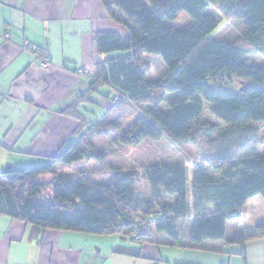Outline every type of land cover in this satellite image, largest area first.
Instances as JSON below:
<instances>
[{"label":"trees","instance_id":"obj_1","mask_svg":"<svg viewBox=\"0 0 264 264\" xmlns=\"http://www.w3.org/2000/svg\"><path fill=\"white\" fill-rule=\"evenodd\" d=\"M100 1L127 30L125 37L108 31L94 38L99 54L119 53L96 63L89 90L112 87L113 106L50 163L0 172V215L46 229L117 234L137 243L157 242L161 232L170 244L214 251L220 249L202 244L225 241L244 248L246 241L264 237L262 224L225 238L227 220L237 217L248 199H264V153L255 148L257 122H264V64H252L253 56L264 55V0H151L150 6L142 0ZM209 5L227 23L237 22L240 35L231 37L227 28L224 38H208L218 24L205 11ZM180 12L192 19L185 28L172 23ZM143 53L162 58L167 71L159 79H146L149 65ZM224 75L244 80L240 93L210 87L209 79ZM168 92L175 95L164 111L159 105ZM202 100L212 104L211 114L222 126L206 120ZM126 104L144 110L116 143L137 146L146 138H165L196 144L199 155L191 161L189 183L182 163L152 165L142 175L132 163L114 167L109 183L93 179L98 167L57 171L58 163L106 162L109 151L95 139L117 132ZM144 178L149 196L139 187ZM186 219L191 221L183 241Z\"/></svg>","mask_w":264,"mask_h":264},{"label":"crops","instance_id":"obj_2","mask_svg":"<svg viewBox=\"0 0 264 264\" xmlns=\"http://www.w3.org/2000/svg\"><path fill=\"white\" fill-rule=\"evenodd\" d=\"M108 31L127 35L100 0H0L2 171L50 163L110 111L112 87L89 91L96 63L119 54L96 50L95 34ZM26 42L49 55L48 69L39 67ZM76 67L89 68L90 75H77ZM93 161L58 163L55 168L75 173L84 162ZM242 216L246 218L238 222ZM262 224L264 199L254 196L237 217L227 220L225 238ZM188 226L185 223V235ZM156 237L158 243H137L117 234L46 229L0 215V264H264V237L246 241L244 248L225 241L202 244L220 249L216 251L170 244L161 232Z\"/></svg>","mask_w":264,"mask_h":264},{"label":"rangeland","instance_id":"obj_3","mask_svg":"<svg viewBox=\"0 0 264 264\" xmlns=\"http://www.w3.org/2000/svg\"><path fill=\"white\" fill-rule=\"evenodd\" d=\"M142 1H144L148 6H150L151 0H142ZM205 11L214 14L218 18L217 27L208 35V38H224L225 37L224 33L226 34L227 28H228L227 33L230 34L231 37L235 38L240 35V26L237 22H234L233 20H229L227 23L226 17L222 15L219 10L217 11L212 5H209ZM172 23L177 27L185 28L192 23V19L185 12H180L177 15L175 21H173ZM143 58L146 62H148L149 65V71L146 77L148 81L159 79L161 75H163L167 71V67L159 55L143 53ZM252 64L263 65L264 55L262 56L258 54L257 56H253ZM80 68L82 69L85 68L90 71V69L86 67H80ZM80 75H83V73ZM209 82H210V87L212 89L229 91L235 94L240 93L242 86L245 84L244 80H240L236 76L228 77L226 75L209 79ZM174 95L175 93H169V92L166 93L165 100L160 103L159 107L162 110L167 111L168 101L172 97H174ZM114 97L115 95H112V97L110 98L111 99L110 102L112 106H113L112 102L115 99ZM198 98L200 97L198 96ZM202 103H203V116L207 118L206 120L215 124L217 123L222 126L223 122H221L211 114L210 110L212 108V104L204 100H202ZM126 108H127L126 109L127 111H125L126 113L120 116L122 123L120 124L121 127L116 130L117 132L114 133L112 132L110 135L104 137L100 136L98 139H95L97 145L107 147L110 153V154L108 153L107 161L104 163H100L97 161H93L91 163L84 162L82 166L87 167L86 168L87 170H89V168L94 169L98 167L97 169H99V172L94 173L93 179L96 182L109 183L111 181L112 169L114 167H119L122 165L126 166L132 163L134 164V166L137 167L139 174L142 175L143 170L147 169L152 165L168 163V162L182 163L183 165H186L188 167L187 177L189 183L193 173L191 161H193L199 155L198 146L196 144L193 145L190 144L189 142H184V141H176L174 143L173 141H169L168 139L165 138H163L160 141L146 138L137 146L119 145L118 143H116L118 136L133 123L134 121L133 119H135L139 114H141L142 109L144 110V106L134 107L130 104H126ZM257 123L258 125L256 126V128L258 130L259 141L257 142L255 148L258 153H264V122H257ZM198 139H200V136L198 137ZM197 142H201V141L197 140ZM1 165L2 162L0 161V166ZM3 166L4 165H2L1 167ZM67 171H70V167H68ZM0 172H2L1 169ZM139 187L143 191V194L145 195H148L152 192L150 186L145 181V178L144 180H140ZM243 218L246 217L242 216L238 220V222L242 223ZM186 220H187L186 221L187 224H189L191 221L190 219H186ZM182 236H183V241H185L187 235H185L184 233V235Z\"/></svg>","mask_w":264,"mask_h":264},{"label":"built area","instance_id":"obj_4","mask_svg":"<svg viewBox=\"0 0 264 264\" xmlns=\"http://www.w3.org/2000/svg\"><path fill=\"white\" fill-rule=\"evenodd\" d=\"M25 47L26 48H28V49H32V44L31 43H25ZM35 55H36V58H37V63H38V65H39V67L40 68H42V69H48L50 66H51V62H50V58H49V56L47 55V53H45V52H35ZM74 72L76 73V74H85V75H90V71L89 70H87V69H82V68H80V67H76L75 69H74ZM116 97V96H115ZM114 97V98H115ZM150 221L151 220H154V217L153 216H150V219H149ZM137 238V235H134V239H136Z\"/></svg>","mask_w":264,"mask_h":264}]
</instances>
